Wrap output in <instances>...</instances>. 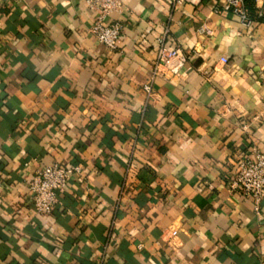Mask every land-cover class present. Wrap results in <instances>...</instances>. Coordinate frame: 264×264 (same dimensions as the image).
Masks as SVG:
<instances>
[{
	"label": "crops",
	"instance_id": "0c3cea01",
	"mask_svg": "<svg viewBox=\"0 0 264 264\" xmlns=\"http://www.w3.org/2000/svg\"><path fill=\"white\" fill-rule=\"evenodd\" d=\"M121 2L111 51L85 0H0V264H264V198L230 187L264 156L261 0L249 28L219 0ZM161 46L181 75L153 77ZM54 163L80 172L38 216Z\"/></svg>",
	"mask_w": 264,
	"mask_h": 264
},
{
	"label": "built area",
	"instance_id": "2783aa9c",
	"mask_svg": "<svg viewBox=\"0 0 264 264\" xmlns=\"http://www.w3.org/2000/svg\"><path fill=\"white\" fill-rule=\"evenodd\" d=\"M172 6L181 3V0H166ZM223 10L231 12L240 23L249 28L254 20L249 16L244 0H219ZM86 5L96 13V20L90 28V34L95 37L106 48L113 51L117 48L118 41L123 32V25L119 22L109 20L114 13L123 11L121 0H85ZM264 15V0L258 8L257 16ZM189 62V55L184 50L175 46L167 49L161 46L153 67V77L171 75L177 77L182 74ZM258 79L264 88V60L259 67ZM145 90L151 92V86L147 85ZM264 107V96L262 97ZM264 112V109H263ZM261 115L255 117L259 120ZM240 127L244 133H248L250 125L241 123ZM78 166H62L54 163L35 171L27 184V189L36 215L50 214L60 204V194L69 187L75 175L79 174ZM232 190L252 199L256 211L264 198V156L253 148L251 153L242 154L237 160V170L231 180Z\"/></svg>",
	"mask_w": 264,
	"mask_h": 264
},
{
	"label": "trees",
	"instance_id": "16d2710c",
	"mask_svg": "<svg viewBox=\"0 0 264 264\" xmlns=\"http://www.w3.org/2000/svg\"><path fill=\"white\" fill-rule=\"evenodd\" d=\"M245 3V7L248 11V13L250 14V16H254L255 15V0H244Z\"/></svg>",
	"mask_w": 264,
	"mask_h": 264
}]
</instances>
